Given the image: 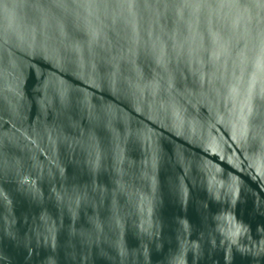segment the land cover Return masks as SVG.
<instances>
[{
	"label": "water",
	"instance_id": "95a60500",
	"mask_svg": "<svg viewBox=\"0 0 264 264\" xmlns=\"http://www.w3.org/2000/svg\"><path fill=\"white\" fill-rule=\"evenodd\" d=\"M0 264H264V0H0Z\"/></svg>",
	"mask_w": 264,
	"mask_h": 264
}]
</instances>
